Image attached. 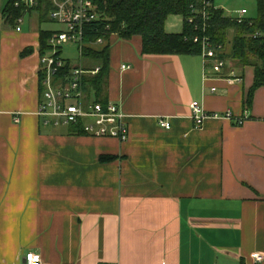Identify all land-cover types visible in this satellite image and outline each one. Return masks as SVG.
Masks as SVG:
<instances>
[{
    "label": "crops",
    "instance_id": "obj_1",
    "mask_svg": "<svg viewBox=\"0 0 264 264\" xmlns=\"http://www.w3.org/2000/svg\"><path fill=\"white\" fill-rule=\"evenodd\" d=\"M8 2L0 0V264H25L31 252L45 264H257L264 85L248 106L255 68L227 59L215 74L202 55H144L140 37H114L105 101L120 106L128 140L45 126L40 33L55 30L30 21L18 32L4 17ZM169 20L168 33L183 32L184 18ZM232 73L240 81L230 82ZM193 102L247 120L197 127Z\"/></svg>",
    "mask_w": 264,
    "mask_h": 264
},
{
    "label": "trees",
    "instance_id": "obj_2",
    "mask_svg": "<svg viewBox=\"0 0 264 264\" xmlns=\"http://www.w3.org/2000/svg\"><path fill=\"white\" fill-rule=\"evenodd\" d=\"M258 15L254 19L246 18L239 23L236 18L226 15L222 8L214 5V0H208L209 5L203 8V0H96L101 13V20L85 27V47L82 57L97 60L101 68L97 75H88L83 78L82 90L84 102H100L106 105L105 90L108 85L110 49L114 37L131 40L134 37L142 39V53L144 55H190L202 54V44L196 42L204 37L214 44L231 51L225 56L239 66H252L255 68L254 85L251 88L247 104L251 106L254 92L264 85V0H255ZM45 4L44 0H40ZM50 9L49 5L47 10ZM206 19H203V12ZM23 15V11L9 0L4 17L16 23ZM197 18L190 23L189 17ZM47 17V11L44 12ZM170 16L184 18L183 32L179 34L168 33L166 23ZM233 32V39L229 41V34ZM54 31L40 33L41 54L50 50L49 39ZM99 38L104 44L93 45ZM71 62L67 64L63 74H68ZM86 70H93L88 68ZM40 95L43 92L42 80H39ZM79 134H85L83 123L76 127ZM115 156H103L102 163L116 160Z\"/></svg>",
    "mask_w": 264,
    "mask_h": 264
},
{
    "label": "built area",
    "instance_id": "obj_3",
    "mask_svg": "<svg viewBox=\"0 0 264 264\" xmlns=\"http://www.w3.org/2000/svg\"><path fill=\"white\" fill-rule=\"evenodd\" d=\"M14 0L16 8L21 9L23 14L31 11H47L51 21L65 25L63 31H54L49 39L50 50L41 55L39 76L42 80L43 92L38 110V116L45 126H69L77 127L83 123L86 135L97 138L117 139L121 143L126 142L129 137V128L125 120V115L120 106L114 102L106 105L90 101L84 102L82 81L85 76L97 75L101 68L95 67L93 70H86L81 66L71 64L68 74H63L67 60L62 57V48L66 44H76L80 56L82 57L85 47L84 38L85 27L91 23L101 20V13L96 0ZM48 5L50 9L47 10ZM203 8L209 5L208 0H203ZM247 10H241L236 17L239 23L245 21ZM203 19H206V12H203ZM196 15L189 17V22L193 23ZM23 23L22 16L18 18L16 30L21 31ZM196 42L202 44V57L204 69L211 66L215 74H221L227 67V48L214 44L209 38H196ZM104 39L99 38L93 43L95 46L103 45ZM129 65H124L123 70L130 69ZM229 81H240L232 73ZM212 91H215L213 89ZM192 119L197 127H201L205 120L209 118H225L241 125L246 120V116L235 117L231 112L224 115L208 114L203 106L198 102L191 104ZM15 122L20 123L16 117ZM160 124L167 130L171 129L168 120H161ZM255 263L261 264L264 257L260 254L252 255ZM25 264H45L39 254L28 253L24 259ZM166 264V263H162Z\"/></svg>",
    "mask_w": 264,
    "mask_h": 264
},
{
    "label": "rangeland",
    "instance_id": "obj_4",
    "mask_svg": "<svg viewBox=\"0 0 264 264\" xmlns=\"http://www.w3.org/2000/svg\"><path fill=\"white\" fill-rule=\"evenodd\" d=\"M214 5L218 8L224 9L226 15L232 18L238 17V13L242 9L248 11L246 18L254 19L258 15L257 3L255 0H214ZM24 16V23L21 24L24 31L28 30L30 21L36 22L37 26H39V28L43 30L46 29L63 31L66 29L65 25H61L57 22L55 23L52 21H44L40 23V21L38 20L39 14L37 12H34L30 15L26 13ZM169 19V23L172 21L180 22L181 20L183 23V18L181 16H170ZM61 54L62 57L65 60H69L72 65L81 66L84 69H93L99 64L97 60H91L86 57H81L76 44L70 43L64 45Z\"/></svg>",
    "mask_w": 264,
    "mask_h": 264
}]
</instances>
